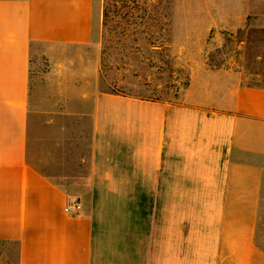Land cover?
<instances>
[{
	"label": "crops",
	"instance_id": "obj_1",
	"mask_svg": "<svg viewBox=\"0 0 264 264\" xmlns=\"http://www.w3.org/2000/svg\"><path fill=\"white\" fill-rule=\"evenodd\" d=\"M228 1L192 34L264 28V0ZM101 33L100 0H0V241L18 264H264V85L103 89Z\"/></svg>",
	"mask_w": 264,
	"mask_h": 264
},
{
	"label": "rangeland",
	"instance_id": "obj_2",
	"mask_svg": "<svg viewBox=\"0 0 264 264\" xmlns=\"http://www.w3.org/2000/svg\"><path fill=\"white\" fill-rule=\"evenodd\" d=\"M219 1L100 0L103 89L178 103L192 72L203 68L264 85V28L213 30L204 40L192 34L207 16L203 10ZM189 6L196 8L189 12ZM0 264H18L15 244L0 241Z\"/></svg>",
	"mask_w": 264,
	"mask_h": 264
},
{
	"label": "built area",
	"instance_id": "obj_3",
	"mask_svg": "<svg viewBox=\"0 0 264 264\" xmlns=\"http://www.w3.org/2000/svg\"><path fill=\"white\" fill-rule=\"evenodd\" d=\"M81 210V202L79 200H76L67 206V213L69 215H77L79 214V211Z\"/></svg>",
	"mask_w": 264,
	"mask_h": 264
}]
</instances>
